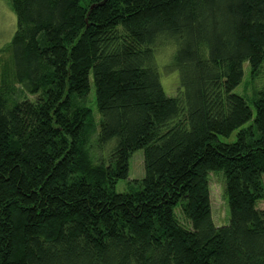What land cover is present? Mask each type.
I'll return each mask as SVG.
<instances>
[{"label":"trees","instance_id":"trees-1","mask_svg":"<svg viewBox=\"0 0 264 264\" xmlns=\"http://www.w3.org/2000/svg\"><path fill=\"white\" fill-rule=\"evenodd\" d=\"M8 2L0 264H264V90L254 112L233 92L244 63L264 76V0ZM138 150L144 178L117 193ZM213 171L225 178L223 227Z\"/></svg>","mask_w":264,"mask_h":264},{"label":"rangeland","instance_id":"rangeland-1","mask_svg":"<svg viewBox=\"0 0 264 264\" xmlns=\"http://www.w3.org/2000/svg\"><path fill=\"white\" fill-rule=\"evenodd\" d=\"M17 20L12 11L8 0H0V74L7 73L11 68V54L9 46L16 32ZM174 52L172 45H163L157 52L158 69L161 77L163 89L168 96H175L179 88V75L176 70H171V56ZM242 82L234 89V93L246 98L248 104L253 109V98L259 91L264 90V76L252 78L249 64L243 65ZM92 94L94 89L92 88ZM97 111L95 107H92ZM247 124L246 126H248ZM245 126V127H246ZM237 132L227 141H234ZM144 153L138 150L133 153L129 162V176L126 180H121L115 187L117 193H123L128 190L134 180L144 178ZM211 218L217 227L227 226L230 220L227 196L225 194V178L221 172L213 171L209 175ZM258 208H264V200L257 204Z\"/></svg>","mask_w":264,"mask_h":264}]
</instances>
